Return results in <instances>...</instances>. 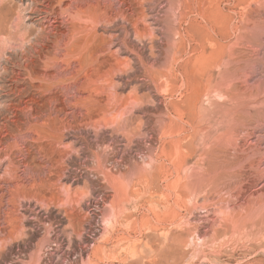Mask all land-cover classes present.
<instances>
[{
	"label": "rangeland",
	"instance_id": "374dc122",
	"mask_svg": "<svg viewBox=\"0 0 264 264\" xmlns=\"http://www.w3.org/2000/svg\"><path fill=\"white\" fill-rule=\"evenodd\" d=\"M0 264H264V0H0Z\"/></svg>",
	"mask_w": 264,
	"mask_h": 264
}]
</instances>
